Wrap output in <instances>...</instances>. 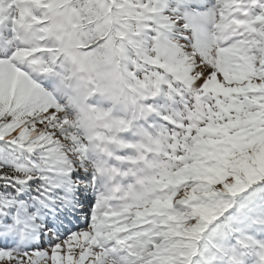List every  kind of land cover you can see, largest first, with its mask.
Listing matches in <instances>:
<instances>
[{"label":"snow or ice","instance_id":"6c2138e0","mask_svg":"<svg viewBox=\"0 0 264 264\" xmlns=\"http://www.w3.org/2000/svg\"><path fill=\"white\" fill-rule=\"evenodd\" d=\"M0 264H264V0H0Z\"/></svg>","mask_w":264,"mask_h":264}]
</instances>
